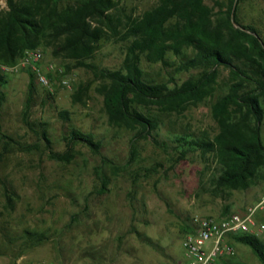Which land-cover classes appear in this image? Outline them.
<instances>
[{"label":"rangeland","instance_id":"obj_1","mask_svg":"<svg viewBox=\"0 0 264 264\" xmlns=\"http://www.w3.org/2000/svg\"><path fill=\"white\" fill-rule=\"evenodd\" d=\"M71 3L60 0L59 6ZM156 3L119 0L116 14L137 17ZM204 3L212 6L209 0ZM4 8L0 0V9ZM239 18L264 38V0L242 2ZM125 45L106 39L87 62L118 69ZM49 52L44 50L43 64L53 63L62 72L63 64H71ZM177 62L170 55L166 66L141 59L140 68L152 83L171 77L179 84L200 71L177 72ZM63 75L70 87L59 84L62 75L53 81L51 91L33 84L27 108L26 73L4 75L0 81V134L11 139L5 151L0 142V264H14L18 257L43 264L184 262L181 240L192 218L226 216L263 195L264 181L243 191L215 190L218 165L212 154L201 156L189 150L181 160L177 158L179 150L187 148L176 142L179 137L188 140L215 134L210 106L226 91V69H218L211 97L180 114L150 108L148 113L158 123L155 139L161 146L151 138L131 144L132 133L107 124L101 96L94 90L97 81L88 70L72 68ZM87 81L91 84L84 102L72 103L70 95L76 85ZM60 111L66 112V119L59 117ZM71 128L90 133L100 145L98 154L76 144L69 163L49 159L48 152L64 151L63 137ZM260 136L264 144V115ZM255 220H264V210ZM231 244L234 254L224 264H260L247 246Z\"/></svg>","mask_w":264,"mask_h":264},{"label":"trees","instance_id":"obj_2","mask_svg":"<svg viewBox=\"0 0 264 264\" xmlns=\"http://www.w3.org/2000/svg\"><path fill=\"white\" fill-rule=\"evenodd\" d=\"M157 0L151 9L137 17L116 14L119 0H72L60 8V0H4L0 9V64L12 65L26 49H49L63 64L88 70L97 81L106 122L110 127L131 134L130 143L151 138L155 145L158 123L149 114L154 108L163 114H180L214 92L218 69H226L229 81L224 94L215 98L210 116L216 125L208 138L185 139L178 160L187 151L201 156L212 154L218 165L213 180L215 190H246L264 181V144L260 126L264 115V38L251 25H242L239 6L245 0ZM126 42L120 66L115 70L98 68L92 59L100 42L106 39ZM189 54V55H188ZM168 55L178 59L175 71L199 69L179 84L173 78L163 83L145 80L140 61L168 65ZM27 75L26 108L33 90L32 75ZM4 75H0V81ZM56 76V77H55ZM50 76L53 82L59 75ZM90 81L78 83L70 95L72 103H83ZM168 84H171L169 87ZM59 117L66 119V112ZM25 125H27L25 123ZM42 140L49 144L45 135ZM64 151L48 152L49 159L69 163L73 147L82 144L98 154L99 143L90 133L71 128L63 137ZM1 148L11 139L0 134ZM134 154V149H131ZM1 160V153H0ZM6 194V201L10 196ZM189 232V226L183 233ZM231 243L247 246L264 264V242L250 234H239ZM224 264V262H223Z\"/></svg>","mask_w":264,"mask_h":264},{"label":"built area","instance_id":"obj_3","mask_svg":"<svg viewBox=\"0 0 264 264\" xmlns=\"http://www.w3.org/2000/svg\"><path fill=\"white\" fill-rule=\"evenodd\" d=\"M41 48H30L22 52L12 65L0 64V75L30 73L33 82L51 91L53 82L50 76L62 75V70L53 63L43 64ZM62 87H70L69 79L62 75L59 80ZM264 210V189L260 199L242 210L226 216H201L190 220L189 232L182 236L181 247L184 251V262L174 261L171 264H223L224 260L234 254L231 238L239 234H250L264 242V220L256 221L255 215ZM14 264H43L18 257ZM166 264V263H160Z\"/></svg>","mask_w":264,"mask_h":264}]
</instances>
